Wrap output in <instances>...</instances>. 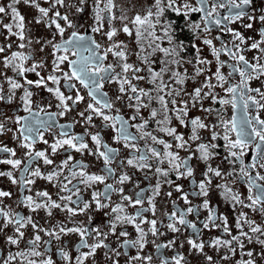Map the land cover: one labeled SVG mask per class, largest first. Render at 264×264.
<instances>
[{
    "label": "snow or ice",
    "instance_id": "1",
    "mask_svg": "<svg viewBox=\"0 0 264 264\" xmlns=\"http://www.w3.org/2000/svg\"><path fill=\"white\" fill-rule=\"evenodd\" d=\"M46 2H50V7H41L39 3H37V0H24L25 4L35 7L40 13V16L36 19V23L39 24L41 22H47L49 27L54 25L56 33L61 37L60 42H55V36H53V39L45 41L40 48V51L42 52L44 47L51 45L53 55L55 56V59L53 60V73L60 72V66L66 61L70 71L63 72L60 76L50 74L45 78L41 76L39 71H37V69L44 67L43 61H35L31 51L27 53L22 51L25 48L30 49L33 44V40L26 36L24 17L15 6L20 3V0H11V3L8 5V10L11 12L13 23L3 25L9 36H15L19 40L20 43L18 44V48L20 51H12L10 55H7V50L11 49L12 45L7 44L6 46H0V54H5L0 62L3 63L5 68H11L20 77H25V73L27 72H34L39 79L33 81L28 80L25 77L24 85L35 86L37 88L44 87L59 101L57 107L60 108L61 111L58 113L48 112L39 106H37V109L34 110L32 107L33 93L30 88L24 87V85L12 77H6L10 85L9 95L7 97L0 95V100L7 99L11 102L15 95V90L23 87V95L20 97V100L23 105V110L28 113V115L24 117L17 116L15 118V122L19 125L17 131L19 132L20 137H22L21 147L28 150L26 155L30 162L42 159L45 165H52L54 163L45 151H34L33 146L37 142H42L44 144L49 143L44 139L43 131L52 127L51 122L56 116L62 117L65 113L72 110L68 101H72V104L75 105L84 100V97L80 95L79 90L76 91L75 97L72 95L65 96L59 88L61 79L64 80L69 89L76 88V84L72 83V81H77L84 88L88 89V96L94 103H88L85 110L78 113V115L83 118L86 123L91 124V121L93 120L92 114H94L97 117H101L105 122L110 121L111 127L113 128H116V125L119 124V128L117 129L118 134L115 137L117 141L121 139L128 142L135 141L136 137L132 136L128 132V121L124 120L120 115L112 116L105 114L103 111L104 109L111 110L113 107V101L108 99L107 93H102L101 89L103 88L106 80L114 81L119 84V92L121 93V96H118L116 99H121L122 96L131 93L130 95H127V99L130 102L128 107L135 108L136 115L132 117L133 120H135L139 115L141 108H150L153 102L159 105V107H151L150 117L155 120L158 126L157 130L171 137L173 141L167 142L164 139H160L156 135H153L151 132H144L141 138L150 137L154 144L163 146L162 152L157 148H148L146 151H142L140 149H136L134 143H126L125 145L126 147L134 148L136 151H141L140 156H133L128 159L127 164L129 166L138 167L140 169L150 168L151 166L148 163L150 158L157 159L161 164L166 160L169 165L167 170L160 167L155 169L156 174L164 177L165 180L161 181L158 179L155 187L151 189L153 196L149 198V204L151 205L153 214H155V205L153 201L155 196L160 193L161 183H168L169 185L173 183L171 180L166 179L170 172H175L177 179L190 177L194 172V169L190 165L193 155L181 158L178 151H172L174 145L176 149L190 151L193 152V154L198 153V158L207 164L210 159H212L215 155H218L215 150L220 146L215 143V141L221 138V133L216 131L219 127L223 130L222 139L225 141L224 147L228 153L225 159L229 160L230 164H240L239 175L245 180L248 186L247 200L249 203L245 204L244 200L241 199L240 194L233 191V189L228 187L227 184L218 185V187L222 189L223 197L226 201L231 203L233 207L240 205L244 208L251 209L253 212L258 211L261 215H264V183L257 182L264 181V176H261L257 172L256 176L253 177L250 172V169H255L257 166L264 168V163H260L261 160H264V151H262V145H264V119H261L259 114L254 117H250L248 115L250 105L256 108L257 113L259 110L264 109V103H262V101H264V92H262L259 88L253 89L249 87V81L252 79H258L260 76H264V64L259 63L260 57H256V64L249 63L245 55L242 54L245 51V49L241 47L246 43L245 37L241 33L233 31L231 28H225L224 30L230 32L234 38L232 41V47L222 44L218 49L213 45L212 39H204L203 43L211 48L212 55L216 58V71L212 74V76L206 77L204 82L199 87H195L191 92H186L184 87L186 82L189 79L195 82L196 77L202 75L206 70L205 68L200 67V65H207L210 61L202 58L200 56V50L197 48L194 76H189L186 69L183 72L179 71L178 68L182 66L184 62L192 63V61H185L184 58L180 56V53L184 51V45L181 42L175 41L171 24L169 22L161 24V19L168 10L174 11L177 15L183 14L185 17H187L190 12H201L203 13L202 20L204 22L203 31L207 33L210 31V24L220 26L223 21L234 22L245 15L243 11H236L234 14L224 16L221 19L217 9L225 7L223 2L213 3L211 9L208 10V0H197L198 4L201 5L200 7H193L187 2L182 5H178L176 0H154L152 5L143 9V15L140 12H137L134 16L129 17L127 10L120 7L116 3V0H95L92 9L94 26L91 30L94 33H100L103 31L105 23H107L109 25V30L104 32V35L107 37V40L111 42L110 46L105 48L103 53H101V44L97 43L94 39H89L88 37L81 35L77 30L78 26L72 22L68 14H61L59 10H56L53 13V16H49V13L56 8L57 5L62 8L75 7L76 12L82 13L84 11L83 6L87 0H79V7L71 3H66V0H46ZM250 2L251 0H239V3H237L236 0H228L229 12L231 13L233 8L241 9ZM2 13H6V9L3 6H0V14ZM249 19H252V17H249ZM117 20L121 22V28L113 26V22ZM260 20L264 21V16H261ZM60 21H63L64 26H62ZM157 26L162 28V35H157ZM191 27L193 30H197L200 28V24L194 23ZM246 27L251 28L252 24L249 23ZM14 28L16 31H13ZM66 28L73 29V31L71 33V37L65 40L63 39V36ZM120 31L129 37L135 33L136 43L139 47V52H137L136 55L144 67L128 62L130 55L128 45L123 41H116L114 39ZM260 35L262 39L259 42L252 43L250 48L247 50L258 49L262 54H264V48H261V44H264V31H262ZM26 40L27 43H25ZM165 40L169 45L168 47L162 46ZM236 41H239V43L237 44ZM35 43L40 44L41 41L37 39ZM145 43L147 46H145ZM193 47L196 46L193 45ZM157 52L161 53L163 57L160 61L162 66L159 70H155L153 68L155 61L151 59V57ZM56 53L63 54L56 55ZM109 53L118 59L120 67L119 72L115 70V66L112 64H104V61L107 59ZM221 53L228 55L230 60L235 61L234 64H228L230 69L228 77H231L233 73H238L240 76L239 83L229 84L227 88H224V85L228 83V79L221 72V68H223L227 62L220 60ZM69 54L76 57V59H70ZM30 60L33 62L30 66L26 67V63ZM172 66H176V68H173ZM145 69L147 71V77L140 75V73L145 71ZM169 73L170 76L166 80L165 75ZM213 77L217 82L215 84L211 82ZM144 80H147V83L151 85V88H144L140 86L139 82ZM49 81L52 84L57 85V87H48ZM133 81H136L137 83H133ZM218 86L224 89L225 96L218 97V94L213 91ZM204 89H208V91H204ZM253 92L256 93V96L252 95ZM153 93L155 94L153 95ZM185 95L188 99H180L178 102L177 98ZM257 96L259 99L256 98ZM208 97H211L213 104L219 103L222 108L223 106L231 105L234 110L233 116L226 120L221 115L220 110H216L211 107H203L202 101ZM169 104H171V108L169 107ZM197 104H200V110L208 115L215 112L218 123H206L205 121L207 116H205L204 119L200 116L188 119L189 111L191 108L196 107ZM238 108L242 110V116L239 120L235 115V110ZM86 112L90 114L85 115ZM41 113H43V116H41ZM169 113H171V115H169ZM158 116L161 118L157 119ZM173 116L179 121L180 125L190 128L191 134L187 137V139H185V136L182 133H178L175 127L170 126ZM147 123L148 121L144 120V122L137 127L143 130ZM59 127L61 128L59 138H56L55 141L49 145L52 155H55L59 149L64 148L65 146H67L68 149L81 153L88 149V144L82 136L74 135L70 132L72 125H59ZM201 130H208L210 132V139L206 140L202 137L200 135ZM4 131V124L0 123V134H3ZM8 131H11V129H8ZM230 133L235 134V139L231 138ZM13 135L15 138V133ZM91 139L97 145V151L95 153L90 152V154H95L99 158L103 159L105 164V174H88L86 171L87 165L83 162H77L69 169L71 178L66 176L64 179L67 183L60 186L61 191L71 193L70 195L60 197V201H68L67 204H62L52 200V197L47 191H38L36 193V197L38 199H34L31 195L26 196L21 203L33 212L39 209H44L47 211L49 216L52 214V209H61L62 211L66 210L69 215L72 216L87 211L91 205L89 202H85L81 199L79 184H84L86 186H91L93 183L97 182L104 184L106 179L114 178L115 170L111 168L110 165L118 152L117 149L110 148L106 144H103L98 133L92 135ZM255 139H258L260 142L256 144V154L253 156L250 164H245L243 160V157L246 155L245 150ZM197 141L200 142L196 145V148L193 151L191 144ZM101 146L105 149L104 151L99 150ZM0 152L9 153L10 156L13 157L16 155V152L13 149L6 146L0 147ZM72 159L73 157L68 155L67 159L64 160L56 170H53L46 175L41 173L39 168L32 169L31 163H29L25 166L21 173L22 177H24L21 183L24 186L34 184L35 180L28 178L29 176L47 179L49 182H53L61 174L62 169L68 166ZM0 163L10 164L12 168L17 169L20 167L22 161L19 159H7L0 160ZM224 175L225 174L222 173L219 168H213L209 164L206 172L204 173V180H202L197 186L199 194L207 196L208 186L212 182V177L223 178ZM226 175H235V168H233V170L228 172ZM0 176H7L13 184L17 183V180L13 177L12 172H0ZM72 179H77L78 184L69 188L68 185L72 183ZM130 180L131 177L127 173H123L120 175L117 183L123 185L125 182ZM175 191L182 192V187L180 185H176ZM111 192H119L121 200L127 201L128 204L133 207L142 205L144 201L143 189L136 193V198L133 199L131 196L124 195V189L122 187L115 188L113 184H106L105 191L103 193L93 192L92 194V201L95 202L97 210L109 207V203L102 202L100 197L103 196L105 201L110 202L111 196L109 193ZM10 195L11 193L9 192L0 191V198L9 197ZM167 195L171 197L172 192H168ZM73 196L76 197L75 200L72 199ZM181 198L185 201V203H189L187 194L182 195ZM70 204H74L76 207H70ZM81 204L83 205L82 207H80ZM173 207V212L171 214H166L168 215V219L170 221L167 224V228L170 231L179 232L180 228L177 227V224L192 229L197 227L195 223L188 221L186 216L188 214L198 213L199 207L190 206L186 210H181L176 208L175 202H173ZM202 207L208 210V216L203 222V227L208 229L210 225L212 227H221L222 225L223 233L231 236V239H222L220 237L214 238L208 242V246L217 250L220 248H226L232 255H235L237 248H239L242 258L238 260L236 264H256V261L253 258L255 255L254 252L252 250H248L246 252L244 251V240H247L249 243L255 241L260 245H264V239L260 238L264 236V224H258L255 220L248 219L247 213L242 211L237 216L235 223V227L239 231V235L232 236L226 217L217 215L216 211L209 207V202L207 200L203 202ZM111 211L115 213V216L114 220L110 221L109 224L110 233L102 232L98 227L93 229H88L83 226L71 228L65 226L59 227V233H78L80 236V244L77 247H84L88 249V252L81 253L76 257V264H84V261L88 257L94 256L99 248L107 249L105 252L106 256H119L120 252L117 249H111L104 242L107 240L109 234L116 235L118 223L121 225L125 223L133 224L139 234L136 240H125L120 247L127 248L129 246H138L139 249L144 248L147 233L139 223H136V221L142 217V213L145 210L141 208L137 210L135 215H127L124 214V204L118 203L111 209ZM177 213H179V215ZM0 218L4 220L5 228L8 227L9 224H12L15 227L16 236H9L7 238L8 243L10 244H18L19 239L24 236L21 229L25 228L27 225H31L37 233L44 231L46 235L54 236L56 239H60L57 232L39 228L38 225L32 221L31 217H24L19 213L12 212L11 210L5 211L3 208H0ZM218 220L221 221V224H217ZM89 222H91V217H89ZM142 222H146L151 225L149 231L153 236L158 234L156 220ZM244 225H247L248 227L247 232L244 231ZM93 235L96 242L89 244L88 239L92 238ZM128 235L127 231H121L119 233L120 237H127ZM101 237H103V239H101ZM40 239L41 237L39 234L35 235L34 239L29 242L32 245L29 252H19L16 255L20 257L41 256L42 253L36 250ZM187 242L193 249L200 252H203L205 248V243L203 241L197 242V240L188 239ZM173 244H175L174 240L169 241L165 245H157V248L171 247ZM59 254L65 261H69L71 259L69 253L63 249L60 250ZM261 255L264 256V252H262ZM244 256H247L248 259H243ZM14 259H16V256L9 255L5 264H11V261ZM222 259L226 260L229 259V257L224 256ZM130 260L151 261V256L141 257L137 254L136 256L130 257ZM183 260L184 257L182 255H178L175 257V264H181ZM207 260L211 264L212 257L208 256ZM28 264H36V262L29 260ZM40 264H53V261L51 257H49L48 259L41 261ZM113 264H118V262L114 260ZM162 264H168V261L165 259L162 261Z\"/></svg>",
    "mask_w": 264,
    "mask_h": 264
},
{
    "label": "flooded vegetation",
    "instance_id": "2",
    "mask_svg": "<svg viewBox=\"0 0 264 264\" xmlns=\"http://www.w3.org/2000/svg\"><path fill=\"white\" fill-rule=\"evenodd\" d=\"M95 0H87L85 3L84 11L82 13H78L75 10V7H60L56 6L50 13L49 16H53V13L56 10H59L61 14H68L69 18L72 20L74 24L78 26L77 30L81 35L88 37L89 39H94L97 43L101 44L100 52L103 53V50L110 46V41L107 40V37L104 35V32L109 30V25L105 23L104 29L100 33L92 32V27L94 26L93 19V5ZM189 3L193 7H200L197 0H176L178 5H182L183 3ZM223 2L225 7L218 8L217 11L220 14V18L222 19L224 16L234 14L236 11H243L245 13L240 19L235 20L234 22L223 21L220 26L215 24H210L209 32H204V22L202 20L203 13L201 12H190L187 17L183 14L177 15L174 11L168 10L165 12L164 16L161 19V24L164 22H169L171 24V28L173 31L174 39L176 42H181L184 45V51L180 53V56L184 58L185 61L191 60L192 63L184 62L182 66L178 68L179 71L183 72L185 69L189 76H194V65H195V57L197 55V48L200 50V56L207 61H210L207 65H200V67L205 68L206 70L202 75L196 77L195 82L189 79L184 85L186 92H191L195 87H199L205 80L206 77L212 76V74L216 71L217 61L216 58L212 55L211 48L208 45L203 43L204 39H212L213 45L216 48H220L222 44L227 45L228 47H232L233 36L230 32L225 31V28H231L233 31L241 33L246 40V43L241 47L245 49L242 53L245 55L246 59L251 64H256V57H260L259 63L264 64V54H262L258 49L247 50L250 48V45L254 42H259L262 37L260 33L264 31V21L260 20L261 16H264V0H251L248 5L243 6L241 9H232V12H229L228 0H208L207 9L210 10L213 3ZM239 3V0H236ZM11 3V0H0V6L5 7L6 13L0 14V46H6L7 44H11L12 48L7 50V55H10L12 51H20L18 48L19 40L15 36H9L7 30L3 27L5 24L13 23L12 16L10 10H8V5ZM37 3L41 7L48 8L50 7V2H46V0H37ZM66 3H71L79 7V0H66ZM116 3L127 10V14L129 17L134 16L137 12H140L142 15L143 9L147 6H150L154 3V0H116ZM20 14L24 17L25 23V33L26 36L30 37L33 40V44L31 48H25L22 51L25 53L31 51L35 61H43L44 67L37 69L40 72L41 76L47 77L50 74L62 75L63 72L70 71L67 61L62 64L61 71L53 73V60L55 56L53 55V49L51 45L44 47V50L41 52V45L44 44L45 41L53 39L55 36V42H60L61 37L56 33L55 26H48L47 22L36 23V19L40 16L38 10L30 6L29 4H25L24 0H20V3L15 5ZM252 17V19H249ZM62 26H64L63 21H60ZM194 23L200 24V28L197 30H193L191 27ZM251 23L252 27L247 28L246 25ZM113 26L117 28H121L122 24L119 20L113 22ZM13 31H16L14 28ZM73 29L66 28L63 39H69L71 37ZM157 35H162V28L157 26L156 28ZM39 39L41 41L40 44L35 43V41ZM116 41H123L128 45V50L130 52L128 62L136 65H140L141 61L138 60L136 53L139 52V47L136 43L135 33L131 37L124 34L122 31L118 32L117 36L114 37ZM27 43V40L25 41ZM238 44L239 41H236ZM195 45L196 47H193ZM145 46L146 43H145ZM164 47H168L166 40L162 44ZM261 48H264V44H261ZM63 53H56V55H62ZM5 54H0V61H2L3 56ZM70 59H76V57L71 56L69 54ZM162 54L157 52L155 53L151 59L155 61L153 64V68L155 70H159L162 66L160 61L162 59ZM221 61H226V65L221 68V72L227 77L228 83L224 85V88H227L229 84H237L240 81V76L238 73H233L231 77H228V73L230 71L228 64H234L235 61L229 59L228 55L221 53L220 55ZM33 61L30 60L26 63V67L30 66ZM105 65L112 64L115 66V70L117 72L120 71L119 61L116 57H114L111 53L108 54L107 59L104 61ZM176 68V66H172ZM140 75L147 77V71L141 72ZM170 76L169 74L165 75V79L167 80ZM6 77H12L16 79L19 83L24 85V78L26 77L28 80L36 81L39 77L36 76L34 72L25 73V77L18 76L11 68H5L3 63L0 62V95L7 97L9 95L10 85L6 79ZM213 84L217 83L214 77L211 81ZM72 83L76 84L75 89H69L61 79L59 88L60 91L67 95H72L75 97L76 91L79 90L80 95L84 97L83 101L78 102L73 105L72 101H68L69 106L71 107V111L65 113L64 116H56L54 120L51 122L52 127L43 131L44 139L49 143L44 144L42 142H37L33 146L34 151H45L49 157L54 161L52 165H45L42 159H37L35 161H29L27 157V149L21 147L22 137H20L17 129L19 125L16 124L15 118L17 116H27L23 110V105L20 100V97L23 95V87L15 90V95L12 98L11 102L7 99L0 100V123L4 124L5 131L3 134H0V147H8L13 149L16 152V155L10 156L9 153L0 152V160L7 159H19L22 161L19 168L14 169L10 164L0 163V172H12L13 177L17 180V183L13 184L12 181L7 176H0V191H6L11 193L9 197L0 198V208H3L5 211L11 210L12 212H16L21 214L24 217H31L32 221L38 225L39 228L47 229L50 231H55L59 234L60 239H56L54 236L46 235L44 231H40L37 233L31 225H27L25 228L21 229L23 231V238L19 239L18 244L13 245L8 243L7 238L9 236H16L15 227L12 224H9L8 227H4V220L0 218V264H5V261L8 259L9 255L16 256V259L11 261V264H28L29 260H33L36 264H40L41 261L48 259L51 257L53 264H76V257L81 253L88 252L87 248L77 247L80 244V236L78 233H68L63 234L59 233V227L65 226L68 228L71 227H85L88 229L100 228L102 232L110 233V221L114 220L115 213L111 211L113 207L118 203H123L125 206V213L127 215H135L138 209H144L142 213V217L136 221L147 233L145 240V246L143 249H139V247H120L121 244L125 240L133 241L138 238V233L133 224H119L116 228V235H108L107 240L104 242L111 248L117 249L120 252L119 256L112 255L111 257L106 256L105 252L107 249L99 248L97 249L94 256L88 257L84 264H113V261H117L118 264H162L163 260H167L168 264H175V257L178 255H182L184 260L181 264H210L207 260L208 256L212 257L211 264H236L238 260H240L241 254L239 248H237V252L235 255H232L226 248H220L219 250L209 247L208 242L214 238L220 237L222 239H231V236L223 233L222 225L221 227H212L209 226L208 229L203 227V222L206 220L208 216V210L202 207L203 202L207 200L209 202V207L214 209L219 216H224L228 220V226L231 230V235H239V231L235 227L236 218L240 212L247 213L248 219L255 220L258 224H264V215H261L258 211L253 212L249 208H244L240 205H236L233 207L231 203L225 200L222 195V189L218 187L221 184H227L228 187L233 189V191L238 192L241 196V199L244 200V203L247 204L249 201L247 200L248 196V186L244 179L239 175L240 164L236 163L235 165L230 164L229 160L225 159L228 155L224 144L225 141L222 139L223 130L222 128H217L216 131L221 133V138H219L215 143H217L220 147L215 151L218 155H215L212 159H210L207 164L201 161L198 157L199 154L190 151H184L182 149H176L175 145L172 151L179 153L181 158H185L189 155H193L192 160L190 161L191 167L194 169L193 175L190 177H182L177 179L175 172H170L169 176L166 178L171 180L173 183L169 185L168 183H161L160 193L156 195L154 198L155 205V214H153L151 210V205L149 204V198L153 196L152 188L155 187L157 180L160 179L164 181L165 178L162 176H158L156 174L155 169L160 167L162 169L167 170L169 165L165 160L164 163H159V161L155 158H150L148 163L150 164V168L140 169L138 167L129 166L127 164L128 159L133 156H140L141 151H136L132 147H126V143H134L136 149H140L142 151H146L148 148H157L161 152L163 151V146L159 144H154L150 137H144V132H151L153 135H156L160 139H164L167 142H173L172 138L167 136L166 134L159 132L157 130V124L155 120L150 117L151 107H159L155 102L152 103L150 108H141L139 115L135 120L132 119L134 115H136L134 107H128L130 103L127 99V95L122 96L121 99H116L118 96H121L119 92V84L114 81H105L103 88L101 89L102 93H107V98L113 101V107L111 110L104 109L105 114L108 115H120L124 120L128 121L129 127L128 132L135 136V141H125L123 139L117 141L115 137L117 136V129L119 128V124L116 125V128L111 127V122H105L101 117H97L94 114L93 120L91 124H88L81 118L78 113L84 111L88 103H94L91 98L88 96V89L84 88L77 81H72ZM133 83H137L133 81ZM141 87L151 88V85L147 83V80L139 82ZM24 87H29L33 93L32 96V107L34 110L37 109V106L40 108H44L46 111L51 113H58L61 111L60 108L57 107L59 101L56 97L48 92L44 87H35L24 85ZM48 87L55 88L57 85L52 84L50 81L48 82ZM249 87L255 89L259 88L262 92H264V76H260L258 79H252L249 81ZM204 91H208V89H204ZM218 97L225 96L224 89L221 87H216L213 90ZM155 93H153L154 95ZM253 96H256V93H252ZM259 99V97H256ZM178 102L180 99H188V97L182 96L177 98ZM146 102V101H145ZM264 103V101H262ZM203 107H211L216 110L221 111V115L224 119H230L234 110L231 105H226L221 107L219 103L213 104L211 97H208L202 101ZM171 108V104H169ZM119 110V111H117ZM90 113H85L88 115ZM259 114L261 119H264V109L257 110L254 106L249 107L248 115L250 117H254ZM171 115V113H169ZM235 115L238 120L242 116V110L238 108L235 110ZM43 116V113H41ZM196 116H200L202 119L207 116L206 123H218L217 116L215 112L211 115H208L200 110V104H197L196 107L191 108L188 114V119L194 118ZM161 117H157L160 119ZM144 120H147L148 123L144 127L143 130L139 129L137 126L142 124ZM59 125H72L70 128V132L74 135L82 136L85 142L88 144V149L81 152H76L75 150L68 149L67 146L61 148L57 151L55 155L51 154V148L49 145L55 141L56 138H59L61 128ZM172 127L177 129L178 133H182L185 136V139L191 134L190 128H186L179 124V121L172 117ZM11 129V131H8ZM68 130V129H66ZM15 133V138L14 134ZM99 134L103 144H106L110 148L117 149V155L115 159L112 161L110 167L115 170V177L106 179L104 184L101 183H93L91 186H86L84 184H79L80 188V196L81 199L85 202L90 203V208L84 213H79L77 215H69V213L61 209H52L51 216L48 215L47 211L44 209H39L35 212L31 211L28 207H26L21 201L26 196H33L34 199H38L36 197V193L38 191H47L52 200H55L62 204H67L68 201H60L61 196L70 195L69 192H64L60 190V186L62 184L67 183L64 179L66 176L70 177L69 169L73 164L77 162H83L87 165L86 171L88 174H96L103 175L105 174V164L102 158H99L95 154L97 151V145L92 141L91 137L94 134ZM200 135L204 137L206 140L210 139V132L208 130H201ZM231 138L235 139V134L230 133ZM200 141L194 142L191 144V148L194 151L196 145ZM260 143L258 139H255L249 147L245 150L246 155L243 157L245 164H250L252 162L253 156L256 154V144ZM100 151H104L105 149L101 146ZM262 151H264V145H262ZM71 155L73 157L72 161L69 162L68 166L63 168L61 174L58 176L56 180L53 182H49L47 179H42L38 177H28L35 180L34 184L24 186L21 181L24 177H22L21 173L24 170L25 166L31 163V168H39L41 173L48 174L53 170H56L58 166L67 159V156ZM150 155V153H149ZM260 163H264V160H261ZM211 165L213 168H219L222 173H224V177H212V182L208 186V195L203 196L199 194L198 184L204 180V173L208 165ZM235 168V175L228 176L226 175L228 172L232 171ZM250 172L253 177L256 176L258 172L261 176H264V168H260L257 166L255 169H250ZM127 173L131 180L125 182L123 185L117 183L121 174ZM258 183H264V181H257ZM78 180L72 179V183L68 185L69 188H72L73 185H77ZM106 184H113L115 188L122 187L124 189V195L131 196L133 199L136 198V193L140 192L142 189L144 190V201L142 205H137L135 207L130 206L127 201L121 200V195L119 192H111L109 195L111 196V201H105L104 197L101 196L100 199L102 202L109 203V207L101 208L97 210L96 204L92 201L93 192L103 193L105 191ZM180 185L182 187V192H176L175 186ZM168 192H172V196L169 197L167 195ZM188 195L189 203H185V201L181 198L182 195ZM73 200L76 199L75 196L72 197ZM173 202H175L176 208L181 210H186L188 207H199L198 213L188 214L186 219L192 223H195L197 227L195 229L181 226L177 224V227L180 228L179 232H172L167 228V224L170 222L168 219V215L171 214L174 210ZM70 207H76L74 204H70ZM83 205L81 204L80 207ZM179 215V213H177ZM89 217H91V222H89ZM157 221V230L158 234L153 236L149 231L151 225L142 221ZM217 224H221V221H217ZM121 231H127V237H120L119 233ZM244 231H248L247 225H244ZM39 234L41 239L38 242L36 250L41 252V256H27L20 257L16 254L19 252H29L32 248V245L29 243L34 239L35 235ZM251 234V233H250ZM264 239V236L260 237ZM103 239V237H101ZM188 239L197 240V242L203 241L205 243V248L203 252H200L196 249H193L188 244ZM175 241V244L171 245V247H161L157 248V245H165L169 241ZM47 242V243H46ZM96 240L94 235L92 238L88 239V243H95ZM245 248L244 251L252 250L254 252V259L256 264H264V256L261 255L264 252V245H260L253 241L249 243L247 240H244ZM235 246V245H234ZM69 253L70 260L65 261L60 256V250ZM139 254L141 257L151 256V261L146 260H130V257L136 256ZM228 256L229 259H222V257ZM243 259H248L247 256H244Z\"/></svg>",
    "mask_w": 264,
    "mask_h": 264
}]
</instances>
